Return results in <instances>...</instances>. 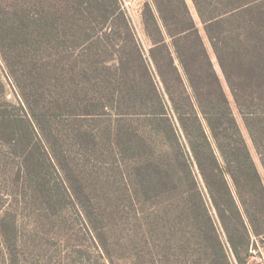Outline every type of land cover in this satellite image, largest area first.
Listing matches in <instances>:
<instances>
[{
    "label": "trees",
    "instance_id": "trees-1",
    "mask_svg": "<svg viewBox=\"0 0 264 264\" xmlns=\"http://www.w3.org/2000/svg\"><path fill=\"white\" fill-rule=\"evenodd\" d=\"M191 1L205 36L187 0L145 1L144 36L122 0H0L10 254L19 207L72 206L105 248L126 223L147 264H260L264 179L205 37L264 169V0Z\"/></svg>",
    "mask_w": 264,
    "mask_h": 264
},
{
    "label": "rangeland",
    "instance_id": "rangeland-1",
    "mask_svg": "<svg viewBox=\"0 0 264 264\" xmlns=\"http://www.w3.org/2000/svg\"><path fill=\"white\" fill-rule=\"evenodd\" d=\"M126 1L132 2L131 7L126 10L127 14L131 18V21L140 36H144L142 8L144 2L147 0ZM187 1L194 17L197 20L202 34L205 36L203 26L197 16L192 1ZM205 40L215 63V67L222 77L223 85L230 98L233 111L240 123L253 158L264 179V169L259 159V155L249 137L241 115L232 97L231 91L223 77L222 71L206 37ZM0 78L5 85L4 91H0V103L3 101L2 96L5 93L8 101L17 102V94L13 81L8 75L7 68L1 56ZM100 172L103 174L108 173V168L103 167ZM104 198L106 199L107 196H104ZM9 199L10 196H8L5 191L2 192L0 189V207ZM11 199L14 200V198ZM36 209H38V207H36ZM19 211L20 214L18 216V220L21 225L18 229L17 249L15 253L13 252L10 254L6 245H4L0 239V264H147L142 260V256L144 254L143 249L141 248L140 252L137 247V243L133 245L128 240L131 236L129 235L127 229L130 227L128 228L126 223H119V227L124 229L119 228L118 231L106 230L110 236V244L112 245L105 248L104 246L96 244L93 237V234H96L95 230H93L92 234L79 212L72 206L71 208L65 209L63 212L62 209L58 207L56 210H53L51 214L46 213L45 215V213H39L41 215L39 219L35 218V216L38 215H34L31 207L24 209L21 206L19 207ZM34 220H36L39 224L37 229L35 228L36 224ZM101 225L104 227V225L107 224L103 223L99 226ZM34 228L37 230L36 235L33 239H30L29 233L32 232ZM105 228H107V226ZM114 235H116L115 238L112 237ZM259 246L260 249H253L254 256L252 260L260 264H264V247L262 246V243H259Z\"/></svg>",
    "mask_w": 264,
    "mask_h": 264
},
{
    "label": "built area",
    "instance_id": "built-area-1",
    "mask_svg": "<svg viewBox=\"0 0 264 264\" xmlns=\"http://www.w3.org/2000/svg\"><path fill=\"white\" fill-rule=\"evenodd\" d=\"M132 5V2L131 1H126V0H123L122 1V6L125 10H128Z\"/></svg>",
    "mask_w": 264,
    "mask_h": 264
}]
</instances>
